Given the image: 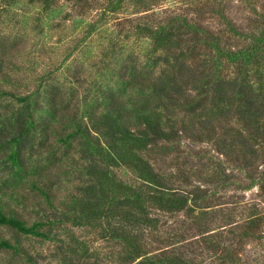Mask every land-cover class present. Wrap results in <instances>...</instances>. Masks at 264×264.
I'll list each match as a JSON object with an SVG mask.
<instances>
[{"label": "trees", "instance_id": "1", "mask_svg": "<svg viewBox=\"0 0 264 264\" xmlns=\"http://www.w3.org/2000/svg\"><path fill=\"white\" fill-rule=\"evenodd\" d=\"M26 1L39 5V15L64 8L62 2L83 15L100 5L88 35L100 31L109 15L135 7L138 15L129 18L127 28L116 33V42L105 46L101 55L111 51L122 55L124 40L135 37L150 41L151 62L129 58L105 66L111 78L92 92L86 86V73L67 71L66 63L80 49L81 41H77L67 46L69 52L57 67L43 72L30 87L22 86L20 78L5 69L7 45L0 44V106L8 120L7 129L0 127V150H8L5 157L12 176L11 184L0 193V226L27 240L54 246L52 258L58 264L102 263L89 236L77 234L78 229L122 246L118 264H198L183 249L174 248L189 239L184 233L176 239L185 225L167 233L170 240L160 239L156 233L164 224L159 213L185 211L196 220L198 202L205 192L192 188L180 173L159 170L153 161L158 154L166 155L169 146L180 143L183 131H194L193 126L185 125V116L199 124V138L208 141L215 132L209 125L213 117L228 118L234 111L242 122V130L234 133L242 144L235 158L245 174L241 187L264 188V166L258 161V148L264 147V15L250 28L241 29L223 14L224 35L173 9L159 6L157 18L144 16L160 0ZM1 2L0 24L21 0ZM62 73L64 80L60 79ZM177 74L187 76L183 78L187 82L176 79ZM217 145L221 155L234 161L230 144ZM218 165L220 171L208 174L211 183L225 186L237 181L222 163ZM120 167L130 170L135 180L121 178ZM62 180L67 181V188L60 187ZM25 184L36 194L32 207L21 190ZM61 188L64 196L59 194ZM15 204L34 209L38 216L28 221ZM257 220L252 214L246 221L256 224ZM246 221L228 224L246 228ZM191 223L189 220L187 229H194ZM207 232L206 228L200 230L201 234ZM148 235L164 247L151 250ZM245 235L250 232L245 230ZM19 237L15 243L0 238V248L14 250L37 264Z\"/></svg>", "mask_w": 264, "mask_h": 264}, {"label": "rangeland", "instance_id": "2", "mask_svg": "<svg viewBox=\"0 0 264 264\" xmlns=\"http://www.w3.org/2000/svg\"><path fill=\"white\" fill-rule=\"evenodd\" d=\"M100 2L101 0H93L92 4ZM26 3V0H21L17 7L9 13L6 12L3 17L7 21L0 24V44L7 45L5 69L15 79L20 78L22 86H26V83L33 87L36 78L43 72L57 67L69 52L66 49L67 46H74L77 41H81L80 49L75 51L66 63L69 69L67 71L80 69L84 75L86 73V86L92 89V92L95 87L106 83L111 78L110 70L105 66L114 65L115 61H128L129 58L136 59L138 62H151L148 60L151 55L150 41L135 37L125 40L123 38L125 42L120 51L122 55L115 51H111L107 56L101 55L105 46L110 45L113 40L116 42L113 39L116 33H121V30L127 28L129 18L138 15L139 10L135 7L127 6L123 12L109 15L108 22L104 21L100 25V31L88 35L86 31L90 22L97 19L96 9L97 7L99 9L100 5L91 8L86 15H83L82 12L74 11L67 3L62 2L64 8L49 11L47 15H39L38 4L27 5ZM159 6L192 16L216 33L223 31L224 35L227 33L224 15L241 29L250 28L260 18V14L264 15V0H160L157 7L153 5L144 13V16L157 18L155 17L158 15L156 9ZM86 35L89 37L85 39ZM117 46L120 47V45ZM51 62L55 64L50 65ZM64 74H60L61 80L65 79ZM186 77L183 74L175 76L182 83L187 82V79H183ZM179 116H181L180 112ZM227 117H213L209 125L215 127V132L206 141L199 138L200 134L196 129L199 124L191 121L190 115L185 116L183 118L185 125L193 126L194 131L190 128L188 132L183 131L181 142L169 146L166 155L158 154L157 159L153 161L159 170L166 171L168 174L180 173L184 175L183 178L190 180L192 188L205 192L204 198L198 202L200 209L197 211L199 215L196 220L195 217L190 218V214L188 218L185 211L175 215L161 212L162 214L159 213V215L164 224L160 233L156 234L160 239L170 240L167 233H175L178 228H183L185 225V229L178 231L176 239L183 233L185 238L189 239L174 248L176 251L183 249L188 256L195 258L198 264H264V188L259 185L250 189L241 187L245 174L240 169V163L235 164V158L238 155L236 151L242 147V144L234 133L236 130H242V122L234 111ZM6 120L4 108L0 106V127L7 129L8 120ZM223 139H227L226 142ZM219 142L230 144L234 148L229 149L233 156L231 159L234 161H229L227 156L218 152ZM258 149L260 150L258 161L261 166H264V147ZM6 152L0 150V193L11 184L12 180V176L9 175L10 162L5 157ZM218 163H222V168L232 175V180H237L233 182L234 184L221 186L209 181L208 174L213 170L220 171ZM117 171L121 178L135 180L133 173L127 168L120 167ZM73 178L76 176L74 175ZM62 181L61 184L59 183L60 187L67 188V181ZM21 190L29 196V206L32 207L36 201V194L29 191L26 184ZM59 191V194L65 195L64 189L61 188ZM15 205L30 222L38 216L34 209ZM154 213L158 214L157 211ZM252 214H256L258 219L256 224L246 221ZM189 220L194 229H187L186 224ZM244 221L249 222L246 228L236 229L237 226L228 224L231 222L243 224ZM203 228H206L208 232L201 234L200 230ZM245 230H248L250 235H245ZM76 231L79 235L89 236L92 248L97 250L102 258L101 264H118L120 261L118 253L122 246L113 241L100 240L94 233L90 234L86 230ZM17 237L19 235L13 229L0 226V238H6L15 243ZM147 237L151 250L157 251L164 247L161 241L157 242V239L154 237L151 239L149 235ZM19 241L22 242L25 252H28L34 260L36 259L37 264H58L52 258L54 246L39 243L35 239L27 240L23 235L19 237ZM217 242L219 247L214 248ZM0 264L32 263L23 254L0 248Z\"/></svg>", "mask_w": 264, "mask_h": 264}]
</instances>
